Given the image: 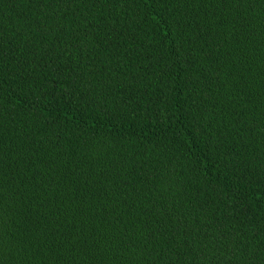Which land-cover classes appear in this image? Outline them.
<instances>
[{"label": "trees", "instance_id": "1", "mask_svg": "<svg viewBox=\"0 0 264 264\" xmlns=\"http://www.w3.org/2000/svg\"><path fill=\"white\" fill-rule=\"evenodd\" d=\"M0 79V264H264V0H0Z\"/></svg>", "mask_w": 264, "mask_h": 264}, {"label": "bare ground", "instance_id": "2", "mask_svg": "<svg viewBox=\"0 0 264 264\" xmlns=\"http://www.w3.org/2000/svg\"><path fill=\"white\" fill-rule=\"evenodd\" d=\"M1 80H6V79H0V81H1ZM2 82H3V81H2ZM4 82H5V81H4ZM2 84H3V83H2ZM0 86H1V85H0Z\"/></svg>", "mask_w": 264, "mask_h": 264}]
</instances>
